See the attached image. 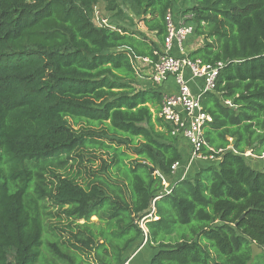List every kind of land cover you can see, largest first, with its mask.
I'll return each instance as SVG.
<instances>
[{
    "label": "trees",
    "instance_id": "trees-1",
    "mask_svg": "<svg viewBox=\"0 0 264 264\" xmlns=\"http://www.w3.org/2000/svg\"><path fill=\"white\" fill-rule=\"evenodd\" d=\"M168 10L203 39L187 56L223 68L201 103L214 160L167 194L188 147L135 62L156 60L141 29L162 45ZM247 152H264V0H0V264H125L143 244L150 264H264Z\"/></svg>",
    "mask_w": 264,
    "mask_h": 264
},
{
    "label": "built area",
    "instance_id": "built-area-1",
    "mask_svg": "<svg viewBox=\"0 0 264 264\" xmlns=\"http://www.w3.org/2000/svg\"><path fill=\"white\" fill-rule=\"evenodd\" d=\"M187 18L189 17L175 18L172 11L168 10L164 16L166 33L162 51L154 52L156 60L153 62L148 58L141 59L149 68L152 86L163 90L166 81L169 78L173 80L175 93L163 95L158 116L170 125L171 136L177 138L180 145L188 147L187 164L182 166L180 162L173 163L170 167L171 176L162 178L163 190L167 194L170 193L173 182L182 180L189 173L193 162L214 160L212 156L207 157L202 153V149L206 147L202 129L206 123L211 122V117L203 111L201 103L205 94L215 90L223 64H206L200 59L194 60L187 56L185 42L193 34V27L186 22ZM94 22L98 26L106 25V21L100 19L97 13ZM246 155L264 161V152L258 156L250 152Z\"/></svg>",
    "mask_w": 264,
    "mask_h": 264
},
{
    "label": "crops",
    "instance_id": "crops-1",
    "mask_svg": "<svg viewBox=\"0 0 264 264\" xmlns=\"http://www.w3.org/2000/svg\"><path fill=\"white\" fill-rule=\"evenodd\" d=\"M97 7L103 9V5L100 4ZM97 7H96V11H94V19H95V13H97V15L99 16L100 19H103L106 21V25L108 23V14H106V16H100L99 13L97 12ZM96 24V23H95ZM97 25V24H96ZM143 31V33L149 38L150 41H152L153 43L157 44V48L159 51H162V45L158 43L155 33L154 32H147L144 29H141ZM192 39H190V37L187 39V41L185 42L186 45V50L187 53L193 48L192 47ZM176 55L177 52L174 51ZM135 65L137 67V85L136 87H138L137 89H148L151 88L152 84L149 80V68L142 63V61L137 60L135 62ZM140 74V76H139ZM187 78H189V75H187ZM197 84H200V82H198ZM192 88H194L193 85H191ZM176 90V86L174 85V82L172 79H168L166 81V85L162 90L163 95L164 94H169V93H175ZM194 90V89H193ZM143 245H141L139 248H137L136 250H134L133 253H131L130 258L127 260V262L125 264H150V260L152 257V252Z\"/></svg>",
    "mask_w": 264,
    "mask_h": 264
},
{
    "label": "rangeland",
    "instance_id": "rangeland-1",
    "mask_svg": "<svg viewBox=\"0 0 264 264\" xmlns=\"http://www.w3.org/2000/svg\"><path fill=\"white\" fill-rule=\"evenodd\" d=\"M95 11H96V8H95ZM97 12L99 13V15L100 16H106V14H108L106 11H104L103 9H101V8H99V7H97ZM108 21L110 22L111 20H112V16L110 15V14H108ZM114 22L115 21H112L111 23L112 24H114ZM98 23V22H97ZM192 41H194L195 42V44L197 45V46H199V45H202V41H203V39L202 38H200V37H196V36H194L193 38H192ZM139 76H140V74H139ZM136 87V86H135ZM136 88H138V87H136ZM247 154V153H246ZM245 154V156L244 157H246L247 155ZM246 161H247V163H249L251 166H253L254 168H256V169H260L261 167H262V165H263V161L261 162V160L259 161L258 159H255V158H253V157H250V159H245ZM258 161V162H257ZM97 165V163L94 165V166H96ZM78 169L76 168V167H74V172H76ZM59 226V225H58ZM147 248V247H146ZM148 250H149V252L151 251L149 248H147ZM147 250V251H148Z\"/></svg>",
    "mask_w": 264,
    "mask_h": 264
},
{
    "label": "water",
    "instance_id": "water-1",
    "mask_svg": "<svg viewBox=\"0 0 264 264\" xmlns=\"http://www.w3.org/2000/svg\"><path fill=\"white\" fill-rule=\"evenodd\" d=\"M261 250L258 249L254 244L251 245V256L254 257L256 254L260 253Z\"/></svg>",
    "mask_w": 264,
    "mask_h": 264
}]
</instances>
